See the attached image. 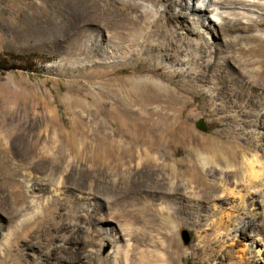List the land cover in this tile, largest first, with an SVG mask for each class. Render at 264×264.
Returning <instances> with one entry per match:
<instances>
[{
    "label": "rangeland",
    "instance_id": "1",
    "mask_svg": "<svg viewBox=\"0 0 264 264\" xmlns=\"http://www.w3.org/2000/svg\"><path fill=\"white\" fill-rule=\"evenodd\" d=\"M114 1L119 8L125 1L132 5L130 18L139 22L142 6L153 5L160 14L170 6L168 16H175L166 35L176 38L174 48L168 44L167 51L160 49L167 52L163 58H153L121 40V54L92 55L85 46L87 29H93V48L102 35L110 51L117 46L111 36L130 31L110 28L102 7H93L95 22L88 26L86 0H0V264H158L166 249L174 257L169 264H264V227L248 228L249 205L238 209L234 199L211 210L186 209L173 218L171 230L153 229L148 214L139 212V201L148 204L154 195L148 171L139 172L142 163L120 166L104 159L101 147V136L116 128L147 133L148 104L116 102L113 91L117 81L139 77L186 90L175 104H164L175 116L172 128L194 136L179 144L178 158L207 139L225 140L234 114L242 139L264 135V109L256 125L247 102L234 108L229 100L238 97L236 88L255 92L264 103V90L247 87L233 60L239 48L257 42L238 39L230 46L224 29L216 25L211 32L189 15L188 0ZM214 96L227 102L213 106ZM128 170L132 178L126 182ZM228 214L235 216L233 225L244 220L239 229L257 238L256 248L250 236L234 238L229 228L214 227ZM263 218L258 222L264 226ZM143 232L150 236L141 242Z\"/></svg>",
    "mask_w": 264,
    "mask_h": 264
},
{
    "label": "bare ground",
    "instance_id": "2",
    "mask_svg": "<svg viewBox=\"0 0 264 264\" xmlns=\"http://www.w3.org/2000/svg\"><path fill=\"white\" fill-rule=\"evenodd\" d=\"M192 2L193 5L190 7ZM94 6H99V9L102 7L100 16L110 28L123 27L130 31L124 32L123 35L114 33L111 39L116 41L117 46L110 51L111 49L102 46V35L98 39L97 47L93 48L90 38L93 29H87L88 39L85 46L87 52L92 55L100 52L121 54L124 46L121 40H123L124 43L129 42L134 47L140 45L142 50L138 53L145 51L150 57L163 58L167 53L168 44L173 48L176 44L175 37L166 35L171 25L169 23L175 16H168L170 12L167 8L170 6L161 14L153 8V5L142 6L143 19L139 22L130 18L129 11L133 6L127 1L123 3L122 8H119L114 0H108L105 5H102L101 0H86L84 15L88 26L95 22L92 14ZM186 10L191 11L189 15L196 17L207 30L212 32L213 26L216 25L224 29L229 37L230 46L238 44V39L257 42L256 46L239 48L233 54V60L237 63L243 78L248 79L247 87L249 85L264 90V0H188ZM163 20H166V23H163ZM128 24L130 25L127 26ZM207 34L210 35V32ZM162 48L166 50L163 54L160 52ZM166 83L163 84L162 80L155 78L149 80L139 77L124 79L113 84L117 86L113 90L116 102L132 104L140 101L148 104V131L146 134L134 136L122 128H116L114 132L101 136L104 159L116 160L120 166L125 165L124 161L138 162L139 165L142 163L139 172L148 171V177L151 176L148 180H151L154 186V195L148 197V204L146 200L139 201V212L148 214L151 218V224L148 225L153 229L159 227L161 230L168 228L171 230L175 224L174 217L179 216L186 209L191 212H196V208L200 207L211 210L219 203L224 204L235 199L239 201L236 208L241 209L246 205L252 208L253 221L247 223L248 228L253 227L258 230L259 227H264L258 222V219L264 216V135L252 132L251 141L242 139L243 132L237 129V115L234 114L231 115V122L228 123L225 140L216 137L207 139L205 143L203 142V147L191 148L187 150L184 158H178L179 144L183 140L193 141L194 136L172 128L170 120L172 121L175 116L164 104H175L186 90L182 85H175L171 81ZM227 86L222 84L220 87L225 89ZM236 90L232 88L234 94H239L238 97L229 99L233 107L238 105L242 107L243 103L247 102L251 106L248 115L253 118L254 124L260 125L263 122L261 111L264 109V103L255 99L257 96L255 92L249 96L243 91L244 89H238V92ZM217 98L214 96L210 99V104L223 106L227 102L223 101L220 104ZM156 104L159 107L153 109L152 106ZM125 124L123 123L122 126ZM69 142L73 141L69 139ZM122 177L126 182L129 181L132 178L131 171L128 170ZM157 201H163L165 206L159 208ZM260 209L263 210L262 213ZM131 215L136 219L133 212ZM225 217L227 219L225 222L221 220L214 227L219 230L229 228L231 235L235 234L234 238L238 233L250 236L251 245L256 248L259 242L257 238L239 229L244 220L241 219L240 223L233 225L235 216L228 214ZM149 236L143 232L140 241H145ZM257 253L260 254V250ZM173 258V253L166 249L164 254H159L157 261L158 264H169Z\"/></svg>",
    "mask_w": 264,
    "mask_h": 264
},
{
    "label": "water",
    "instance_id": "3",
    "mask_svg": "<svg viewBox=\"0 0 264 264\" xmlns=\"http://www.w3.org/2000/svg\"><path fill=\"white\" fill-rule=\"evenodd\" d=\"M186 233L185 232H183V235H185ZM185 242H187V239H185Z\"/></svg>",
    "mask_w": 264,
    "mask_h": 264
}]
</instances>
